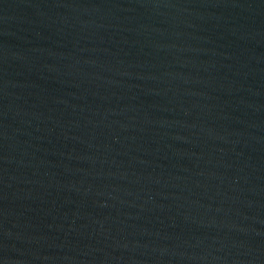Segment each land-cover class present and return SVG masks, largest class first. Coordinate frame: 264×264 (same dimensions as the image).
<instances>
[{
	"label": "water",
	"instance_id": "obj_1",
	"mask_svg": "<svg viewBox=\"0 0 264 264\" xmlns=\"http://www.w3.org/2000/svg\"><path fill=\"white\" fill-rule=\"evenodd\" d=\"M0 264H264V0H0Z\"/></svg>",
	"mask_w": 264,
	"mask_h": 264
}]
</instances>
